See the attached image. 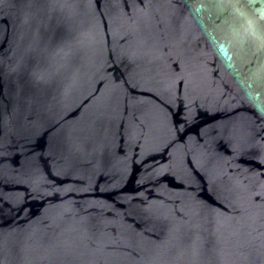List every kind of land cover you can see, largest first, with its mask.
Returning a JSON list of instances; mask_svg holds the SVG:
<instances>
[{
	"label": "water",
	"instance_id": "water-1",
	"mask_svg": "<svg viewBox=\"0 0 264 264\" xmlns=\"http://www.w3.org/2000/svg\"><path fill=\"white\" fill-rule=\"evenodd\" d=\"M0 264H264V0H0Z\"/></svg>",
	"mask_w": 264,
	"mask_h": 264
}]
</instances>
